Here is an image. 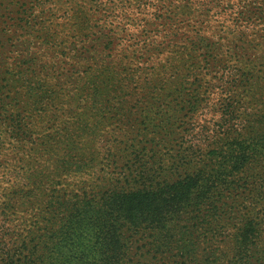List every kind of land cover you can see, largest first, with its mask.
<instances>
[{
	"label": "rangeland",
	"instance_id": "obj_1",
	"mask_svg": "<svg viewBox=\"0 0 264 264\" xmlns=\"http://www.w3.org/2000/svg\"><path fill=\"white\" fill-rule=\"evenodd\" d=\"M225 118L235 142L199 146ZM202 167L233 182L160 238L128 232L125 264H230L247 222L264 229V0H0V260L24 264L57 194ZM253 247L264 264V236Z\"/></svg>",
	"mask_w": 264,
	"mask_h": 264
},
{
	"label": "trees",
	"instance_id": "obj_2",
	"mask_svg": "<svg viewBox=\"0 0 264 264\" xmlns=\"http://www.w3.org/2000/svg\"><path fill=\"white\" fill-rule=\"evenodd\" d=\"M224 120L225 123H214L199 133V146L220 145L225 139L235 142L236 129L231 126L229 119ZM199 146L190 154L189 160L194 164L202 162L199 159L200 154H197L201 149ZM234 168L237 169L239 166ZM220 179L219 175L207 173L202 167L183 179L158 188L131 187L110 192L113 194L109 195L106 193L98 200L82 198L80 195H74L76 198L72 199L59 197L57 194L58 201L52 200L50 205L49 229L35 244L30 246L27 244L25 247L29 248L30 254L22 259L21 253L19 259L24 264H125L127 252L133 249L132 241H129L130 245L126 243L128 232L139 233L146 227L153 230V237L160 238L163 231H166L174 221L183 219V216L192 210L202 212V206L207 204L211 192L216 190L218 184L226 188L233 182L219 181ZM36 184L38 188L40 183ZM245 184L244 182L243 186ZM260 195L264 196L263 187L259 189ZM45 196L46 194L44 199L42 197L43 202L48 203L50 198L56 199L54 194H50L48 198ZM25 199L23 202H26ZM211 211V214L206 215L215 218L217 213ZM56 216L58 220H54ZM256 225L257 223L251 219L238 233L239 250L237 256L230 260V264L252 263L250 259L255 256L252 254L254 242L264 236V229ZM165 246L166 249L160 248L158 251L166 253L174 248H181L180 245ZM183 247L186 248L188 245L183 244ZM256 258L259 259V256ZM13 259L2 257L0 264H12ZM35 259L40 261L37 262ZM212 264L217 263L213 261Z\"/></svg>",
	"mask_w": 264,
	"mask_h": 264
}]
</instances>
